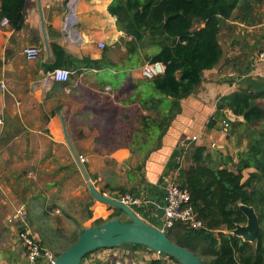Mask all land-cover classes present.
Listing matches in <instances>:
<instances>
[{"label":"crops","instance_id":"1","mask_svg":"<svg viewBox=\"0 0 264 264\" xmlns=\"http://www.w3.org/2000/svg\"><path fill=\"white\" fill-rule=\"evenodd\" d=\"M112 2L27 0L21 31L3 27L1 21L0 264H29L27 249L19 239L23 221H10L21 209L27 213V230L55 255L66 250L77 232L115 214L114 208L93 198L89 186L82 185L85 177L79 156L87 158L82 165L97 191L141 199L142 205L134 211L157 226L163 215L164 187L177 175L175 167L182 162V148L194 142L212 155L209 146L226 149L218 142H227L230 125L225 129V120L219 119L214 128L208 126L220 99L238 91L264 92V61L257 57L264 51L261 11V22L256 25L224 24L230 31V51H224L219 66L204 72L201 85L182 101V113L165 135L162 147L144 164L146 153L131 148L133 143L142 142L135 137V130L139 118L146 114L133 95L146 82L143 66L159 46L148 40L132 45L133 38L119 30L117 18L109 12ZM41 39L40 59L28 61L24 49L37 47ZM51 43L63 47L82 64L76 70L69 69L72 75L65 83L48 75L47 66L54 62ZM115 46L126 53L124 57L113 55ZM128 49L131 59L127 58ZM98 61L106 66L93 65ZM229 137L235 141L236 135ZM243 145H247L246 139ZM24 179L39 180L38 187L34 183L28 188ZM154 261L179 264L169 256L138 247L110 249L106 257L96 251L82 264Z\"/></svg>","mask_w":264,"mask_h":264},{"label":"trees","instance_id":"2","mask_svg":"<svg viewBox=\"0 0 264 264\" xmlns=\"http://www.w3.org/2000/svg\"><path fill=\"white\" fill-rule=\"evenodd\" d=\"M263 6L264 0H113L109 12L117 18L119 30L133 38L132 45L148 40L159 46L149 63L160 62L166 67L164 75L146 80L133 95L146 111L135 130V137L142 142L131 145L137 152L146 153L143 163L162 147L165 135L182 113V101L201 85L204 72L221 63L222 26L228 21L256 25L261 22ZM26 8L27 0H0V25L8 19L12 30L21 31ZM50 47L54 62L47 66V72L82 67L63 47L55 43ZM127 58L131 59L130 49ZM92 63L106 66L103 61ZM263 102L264 92L238 91L222 97L215 116L209 120L210 129L222 119L248 132L243 136L247 146L239 151L237 161L214 157L205 146L194 142L181 150L182 162L175 167V177L179 186L189 191L190 203L204 227L196 230L178 221L166 233L172 242L193 251L205 264H264V189L260 188L264 181ZM225 111L243 122L228 121ZM247 170L251 173L245 180ZM243 205L253 207L260 220L261 231L255 243L232 234L239 225L247 224ZM115 211L108 220L96 221L93 226L120 219L124 214ZM26 230L27 225L21 224L20 232ZM79 235L77 232L65 249Z\"/></svg>","mask_w":264,"mask_h":264},{"label":"water","instance_id":"3","mask_svg":"<svg viewBox=\"0 0 264 264\" xmlns=\"http://www.w3.org/2000/svg\"><path fill=\"white\" fill-rule=\"evenodd\" d=\"M43 33L46 51L50 55L44 27ZM225 114L230 121L241 120L230 111H226ZM70 148L78 161L73 147ZM78 164L93 198L111 208L121 210L130 221L122 222L120 219H115L83 230L76 242L59 254L53 264H82L88 255L99 250L138 246L175 258L179 264H205L193 251L175 244L168 238L166 232L143 220L133 208L116 199L103 196L95 188L83 165L79 161ZM242 210L248 219L247 224L239 225L232 234L241 237L245 242L255 243L261 231L259 217L253 207L243 205Z\"/></svg>","mask_w":264,"mask_h":264},{"label":"built area","instance_id":"4","mask_svg":"<svg viewBox=\"0 0 264 264\" xmlns=\"http://www.w3.org/2000/svg\"><path fill=\"white\" fill-rule=\"evenodd\" d=\"M2 26H9L8 19H3ZM100 48L104 49L105 44L101 43ZM23 54L25 55L28 61H38L41 57V49L36 46H29L24 49ZM259 60L264 61V51L260 52L257 56ZM166 72V67L164 64L157 63H146L142 69V75L147 80H152L157 77L164 75ZM49 77L55 82L65 83L69 81L72 72L68 69L58 68L51 72H48ZM4 88L5 86L2 85ZM224 127L227 129L229 123L224 121ZM1 126L2 121L0 120V140H1ZM193 140H197V137H194ZM79 161L81 164L87 163V158L84 156H79ZM165 203L162 207L163 215L159 221V224L156 226L162 229L164 232H167L168 229L172 228L174 224L178 221L183 222L192 229H202L204 223L198 218L197 213L195 212L193 206L190 203V193L186 189H182L176 177L172 178L165 187ZM101 193V192H100ZM103 196L108 198L116 199L123 204L134 208L142 205V200L134 197L129 194H121L119 197H111L107 193H101ZM26 211L23 209L19 210L16 215H14L10 221H23L22 224L26 225ZM139 215V214H138ZM140 216V215H139ZM141 217V216H140ZM19 239L22 241L24 247L27 249V258L29 264H53L56 258L55 254L51 251L41 247L39 242L33 237V235L28 231L20 232ZM108 250L104 249L101 251L102 255L105 257L108 256ZM160 254V253H158ZM162 255V254H161Z\"/></svg>","mask_w":264,"mask_h":264},{"label":"rangeland","instance_id":"5","mask_svg":"<svg viewBox=\"0 0 264 264\" xmlns=\"http://www.w3.org/2000/svg\"><path fill=\"white\" fill-rule=\"evenodd\" d=\"M262 11H264V6L262 8ZM230 31L229 29L223 25L222 26V30H221V35H220V42H221V45L223 47V50L225 52H228L230 51V46H231V39H230ZM43 40L41 39V42L40 43H36L37 47H40L42 48L43 47ZM42 51V49H41ZM126 53H124L121 48H119L118 46H115V48L113 49V55L115 57H124ZM149 63V61L147 62ZM264 103V102H263ZM231 129V131H230ZM246 134H248L247 131H244V128L243 127H238V126H233L231 125L230 128H229V132H227V142L224 143V142H218L219 146H224L226 147V149H219V148H212L211 146H209V150H211L214 154V157H221V158H225L226 160L228 158H234L236 159V161L238 160V157H236V154L238 153L237 149H240L239 151L241 152L247 145H243V141H244V138L243 136H246ZM233 136V135H236V138H235V141H233V138L231 139L229 136ZM229 139L231 142H229ZM229 148V149H228ZM233 156H232V155ZM229 161V160H228ZM230 167L234 168V166H231L230 164ZM251 173V170H247L244 172V179L246 180L248 177H249V174ZM25 180V183L28 184V188H32V186L34 185V183H36L35 185V188L38 187V182L39 180L35 179L34 181H31L29 179H24ZM91 180V179H90ZM171 181V180H170ZM93 183V182H92ZM259 184V182H256ZM82 185L84 187L88 186L87 182L85 181V179H83V182H82ZM80 184L77 185L75 188H79ZM260 188L264 189V181L263 183L260 185ZM126 194V193H125ZM124 216L122 217V221L123 222H129V218L126 214H123ZM36 239V238H35ZM37 240V239H36ZM53 254H54V251L50 250Z\"/></svg>","mask_w":264,"mask_h":264}]
</instances>
